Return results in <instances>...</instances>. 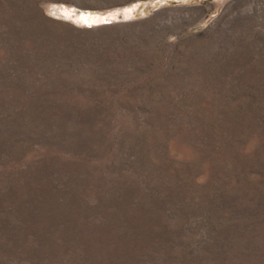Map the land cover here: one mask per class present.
<instances>
[{"label":"rangeland","instance_id":"1","mask_svg":"<svg viewBox=\"0 0 264 264\" xmlns=\"http://www.w3.org/2000/svg\"><path fill=\"white\" fill-rule=\"evenodd\" d=\"M0 264H264V0H0Z\"/></svg>","mask_w":264,"mask_h":264}]
</instances>
